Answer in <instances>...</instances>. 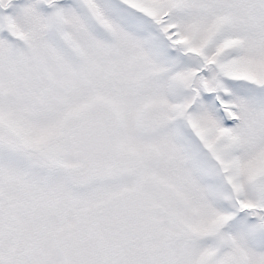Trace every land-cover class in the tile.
Returning a JSON list of instances; mask_svg holds the SVG:
<instances>
[{
	"label": "snow or ice",
	"instance_id": "1",
	"mask_svg": "<svg viewBox=\"0 0 264 264\" xmlns=\"http://www.w3.org/2000/svg\"><path fill=\"white\" fill-rule=\"evenodd\" d=\"M0 264H264V0H0Z\"/></svg>",
	"mask_w": 264,
	"mask_h": 264
}]
</instances>
